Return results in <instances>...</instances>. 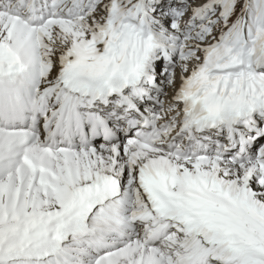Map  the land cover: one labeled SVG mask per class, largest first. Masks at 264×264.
I'll use <instances>...</instances> for the list:
<instances>
[{
  "label": "snow or ice",
  "instance_id": "snow-or-ice-1",
  "mask_svg": "<svg viewBox=\"0 0 264 264\" xmlns=\"http://www.w3.org/2000/svg\"><path fill=\"white\" fill-rule=\"evenodd\" d=\"M0 264H264V0H0Z\"/></svg>",
  "mask_w": 264,
  "mask_h": 264
}]
</instances>
